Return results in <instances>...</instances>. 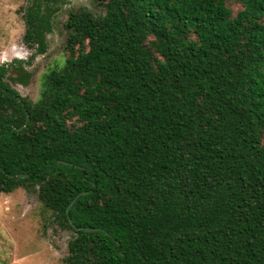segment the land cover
Listing matches in <instances>:
<instances>
[{
  "label": "trees",
  "instance_id": "1",
  "mask_svg": "<svg viewBox=\"0 0 264 264\" xmlns=\"http://www.w3.org/2000/svg\"><path fill=\"white\" fill-rule=\"evenodd\" d=\"M96 1L37 100L0 67V192L74 233L65 264H264V0ZM63 2L30 0L39 54Z\"/></svg>",
  "mask_w": 264,
  "mask_h": 264
},
{
  "label": "rangeland",
  "instance_id": "2",
  "mask_svg": "<svg viewBox=\"0 0 264 264\" xmlns=\"http://www.w3.org/2000/svg\"><path fill=\"white\" fill-rule=\"evenodd\" d=\"M30 0H0V67L18 61L29 73L25 84L9 75L5 81L19 94L37 100L43 77L66 64L67 31L64 27L72 11L85 8L95 15L105 13L96 0H66L58 5L52 16V33L47 34L48 48L39 54L24 43L25 15ZM45 8V4H41ZM230 6L236 14L241 6L235 1ZM46 209L36 192L20 188L13 193L0 192V264H65L68 243L73 236L61 228Z\"/></svg>",
  "mask_w": 264,
  "mask_h": 264
},
{
  "label": "water",
  "instance_id": "3",
  "mask_svg": "<svg viewBox=\"0 0 264 264\" xmlns=\"http://www.w3.org/2000/svg\"><path fill=\"white\" fill-rule=\"evenodd\" d=\"M27 116H28V118H27V123H28L29 120H30V116H29V114H27ZM22 128H23V127H22ZM22 128H21V129H22ZM19 176H20V177H23V178H27V177H29V175H27V174H20ZM84 193H85V192H84ZM84 193H82V194H84ZM82 194H79V195L77 196V198H78L79 196H81ZM77 198H75V200H73V202L70 204V206H69V208H68V210H67L68 213H69L71 207L73 206V204L75 203V201H76ZM85 230H86V231H93V230H95V229H92V228H85Z\"/></svg>",
  "mask_w": 264,
  "mask_h": 264
}]
</instances>
